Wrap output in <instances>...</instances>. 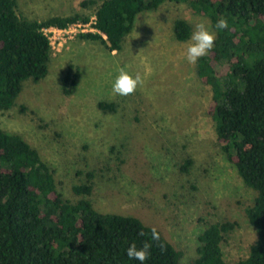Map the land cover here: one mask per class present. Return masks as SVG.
<instances>
[{"label":"rangeland","instance_id":"374dc122","mask_svg":"<svg viewBox=\"0 0 264 264\" xmlns=\"http://www.w3.org/2000/svg\"><path fill=\"white\" fill-rule=\"evenodd\" d=\"M82 1L18 0L17 11L38 20L78 12L94 17L96 5L84 8ZM176 18L189 21L193 31L205 22L216 35L208 17L172 1L140 13L120 51L80 39L79 32H57L49 74L24 82L16 105L0 110V128L39 149L70 200L79 198L73 186L93 174L95 207L160 229L183 252L182 264L193 263L208 224L237 221L223 243L226 264H235L249 256L257 239L246 214L255 191L217 141L208 112L211 91L197 74V62L186 59L190 39L174 36ZM70 64L79 70L68 95L62 86ZM121 68L143 79L128 96L112 92ZM100 101L115 102L116 110L100 109ZM186 155L193 159L188 175L180 170Z\"/></svg>","mask_w":264,"mask_h":264},{"label":"trees","instance_id":"16d2710c","mask_svg":"<svg viewBox=\"0 0 264 264\" xmlns=\"http://www.w3.org/2000/svg\"><path fill=\"white\" fill-rule=\"evenodd\" d=\"M166 1L184 3L206 16L213 28L226 18L228 28L216 31L213 49L197 61V74L211 91L208 112L216 138L245 184L255 191L246 208L257 239L247 258L235 264H264V0H83L94 11L96 32L79 33L83 40L120 51L136 18ZM18 0H0V110L13 108L24 82H39L50 70L53 48L45 28H67L89 22L90 14L53 15L44 20L18 13ZM178 41H187L193 27L184 18L173 25ZM68 65L62 89L72 94L78 68ZM100 109L117 104L100 101ZM180 170L188 175L193 159L183 156ZM73 186L77 200L66 198L39 149L19 133L0 128V264H139L129 260L132 243H151L146 264H182L183 252L164 233L140 218L102 212L90 196L94 183ZM238 226L225 220L208 224L199 235L192 264H226L223 243ZM159 232L151 240V229ZM143 233V235L141 234Z\"/></svg>","mask_w":264,"mask_h":264},{"label":"clouds","instance_id":"9594fccd","mask_svg":"<svg viewBox=\"0 0 264 264\" xmlns=\"http://www.w3.org/2000/svg\"><path fill=\"white\" fill-rule=\"evenodd\" d=\"M216 31L228 28L226 18H220L214 25ZM216 35L209 29L205 22H201L195 26V30L190 36V44L187 47L186 59L189 63L195 64L201 57L206 56L214 47ZM143 79L140 74L132 75L125 69L118 70L112 82V92L119 96H128L142 85ZM143 235V233H141ZM160 239L159 232L156 228L151 229V240L158 241ZM152 245L145 242L142 247H137L132 243L126 249V255L129 260L138 261L139 264H146L150 257V249Z\"/></svg>","mask_w":264,"mask_h":264},{"label":"built area","instance_id":"2783aa9c","mask_svg":"<svg viewBox=\"0 0 264 264\" xmlns=\"http://www.w3.org/2000/svg\"><path fill=\"white\" fill-rule=\"evenodd\" d=\"M95 16L91 18L89 22H76L71 24L67 28H58L56 26H50L48 28H45V33L47 36L50 38L51 43H52V38L55 37V34L58 33H69L70 32H79V33H85V32H96L97 28L94 26L95 25ZM72 28H75L76 31H71ZM53 32V33H52Z\"/></svg>","mask_w":264,"mask_h":264}]
</instances>
